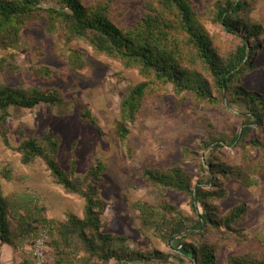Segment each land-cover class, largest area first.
I'll return each mask as SVG.
<instances>
[{"label": "rangeland", "instance_id": "1", "mask_svg": "<svg viewBox=\"0 0 264 264\" xmlns=\"http://www.w3.org/2000/svg\"><path fill=\"white\" fill-rule=\"evenodd\" d=\"M190 1L205 21L216 48L226 55L239 42L213 21L216 6L225 0ZM88 3L91 5L92 0ZM255 5L250 16L262 25L263 33L254 53L255 68L241 81L246 89L264 95V0H257ZM143 14V0H119L113 4L111 18L117 25L128 27ZM65 37L64 30L53 28L47 20L31 17L16 40L0 43V61H4L0 66L1 86L24 88L29 94L37 87L63 98L55 105L41 103L32 109L11 106L5 119L0 111V191L11 203L10 223L14 230L24 219L37 227L31 236L18 232L12 247L0 242V264L33 260L32 243L48 229L50 264H104L96 258L89 260L91 256L77 243L76 247L61 244L55 249V240L60 238L57 229L68 224L71 216L84 219L86 200L59 184L42 157L24 163L20 146L32 140L83 191L95 189L103 203L97 210L99 232L90 234L103 251H120L124 245L125 255L140 252L149 256L159 251L170 257L164 264H192L181 240L164 238L170 232V223H163L162 218L168 205L174 210L169 209L167 219L181 220L184 228L201 230L185 243L197 247L207 244L214 251L216 264H229L231 255L264 252V173L250 171L248 184L230 175L222 178L226 196L210 203L220 209V216L214 219L219 221L234 208L245 205L246 215L233 226L240 232L227 230L222 222L214 227H195L200 215H206L203 206L197 204L195 209L190 194L164 190L145 176L147 170L181 167L195 187L206 180L201 165L210 157L218 156L232 168V162L242 159L241 149L224 147L214 153L212 148L206 150L203 142L239 131L245 107L234 104L207 108L185 99L184 94L178 95L168 85L145 101L137 121L129 125L130 134L122 140L118 131L121 103L133 87L146 79L138 70L126 69L121 62L98 55L84 41L67 44ZM76 49L82 53L83 62ZM261 136L253 131L248 140L261 141ZM249 155L252 161L262 157L264 162L263 149L251 148ZM99 165L104 171L95 178ZM210 188L211 185L206 187ZM143 211L153 212L155 217L149 219ZM105 235L114 241L107 242ZM107 264L118 263L112 259Z\"/></svg>", "mask_w": 264, "mask_h": 264}, {"label": "trees", "instance_id": "2", "mask_svg": "<svg viewBox=\"0 0 264 264\" xmlns=\"http://www.w3.org/2000/svg\"><path fill=\"white\" fill-rule=\"evenodd\" d=\"M88 1L0 0V43H5L7 39L16 40L23 32L28 19L34 17L47 20L53 28L64 30L67 44L84 41L98 55L119 61L126 69L138 70L146 80L133 87L121 103L118 131L122 140H126L130 134L129 125L137 121L145 101L168 85H172L178 95L184 94L185 99L202 103L207 108L216 109L221 106L228 108L234 104L244 106L243 123L239 131L223 133L218 138L212 137L203 142L204 148L206 150L212 148L214 153L224 147L241 149L242 159L239 162H232L234 163L232 168L225 161L221 162L218 156L210 157L201 165V169L206 172V180L199 181L195 187L181 167L167 171L145 172L148 182L157 184L164 190L186 192L190 194L195 209L197 204L203 206L206 215H200V221L195 227L198 225L214 227L218 222H222L227 230L240 232L238 229L235 231L233 226L240 223L246 215L245 205L234 208L219 221L214 219L220 216V209L211 206L210 203L226 196L222 189V178L230 175L246 183L250 171L264 173L262 157L252 161L249 155L251 148L264 150V95L246 89L241 81L242 76L255 68L254 53L259 48L257 42L263 33L262 25L250 16L257 0H225V3L216 6L213 21L239 42L226 55L221 54L216 48L214 39L205 28V21L196 12L190 0H143L144 14L135 24L128 27L117 25L111 18L113 4L119 0H92L91 5ZM75 53L83 62L84 57L80 50L76 49ZM3 62L0 61V66ZM31 92L29 94L24 88L0 85L2 118H6L7 109L11 106L32 109L41 103L55 105L63 100L55 92H44L41 88L36 87ZM253 131L262 135L261 141L248 140ZM20 150L24 163L42 157L59 184L71 192L80 194L86 200L85 218L71 216L68 224L57 229L60 238L55 240L56 250L61 244L76 247L77 243L80 249L91 256L89 260L96 258L104 264L112 259L118 264L169 262V255L159 251H154L149 256L140 252L125 255L124 245L120 251L114 248L103 251L97 245L94 235L90 234L94 230L99 232L100 220L97 210L103 203L97 197L95 189L85 192L69 180L65 171L36 141L23 143ZM103 171V166L99 165L93 176L99 178ZM210 185L211 188L206 189ZM10 206L11 203L0 191V242L12 247L13 237L18 232L24 236H31L36 233L37 227L24 219L19 222L18 229H12L9 219ZM165 206L167 213L163 214L162 218L163 223H170V232L164 238L181 240L180 244L192 264H216L214 251L207 244L203 243L197 247L185 243L187 238L201 234V230L184 228L181 226V223H184L181 220L171 222L167 219V214L170 213L169 209L174 208ZM143 214L149 219L155 217L153 212L143 211ZM73 236L77 242L73 240ZM98 236L102 235L99 233ZM239 236L244 238L242 234ZM104 239L107 242L114 241L110 235H105ZM34 243L35 241L32 244ZM22 264L35 262L34 259L25 258ZM229 264H264V252L231 255Z\"/></svg>", "mask_w": 264, "mask_h": 264}, {"label": "built area", "instance_id": "3", "mask_svg": "<svg viewBox=\"0 0 264 264\" xmlns=\"http://www.w3.org/2000/svg\"><path fill=\"white\" fill-rule=\"evenodd\" d=\"M49 229L43 230L40 236L35 240L33 248V259L35 264H49L48 261V241Z\"/></svg>", "mask_w": 264, "mask_h": 264}]
</instances>
